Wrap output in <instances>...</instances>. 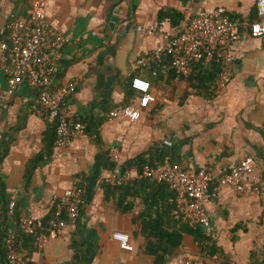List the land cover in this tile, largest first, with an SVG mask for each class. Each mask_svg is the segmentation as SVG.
<instances>
[{"label": "crops", "instance_id": "0c3cea01", "mask_svg": "<svg viewBox=\"0 0 264 264\" xmlns=\"http://www.w3.org/2000/svg\"><path fill=\"white\" fill-rule=\"evenodd\" d=\"M33 1L0 0V27L10 13L27 17ZM217 7H224L241 27L240 40L233 46V78L219 93L215 92V81L212 99L194 94L184 98L183 94L191 90L182 79L173 77L171 85L156 83L134 66L139 55L163 42L157 35H142L138 26L162 24L172 36L198 11ZM253 8V0H55L48 19L65 38V44L60 71L52 82H76L62 106L64 114L69 119L78 117L81 122L90 117L102 121L103 150L113 162L110 148L119 147L122 170L130 173L126 182L143 178L134 166L124 169V165L142 154L155 158L156 149L164 151V162L168 159L184 168L210 171L209 191L224 172L246 157L255 161L256 172L264 182V46L247 27ZM168 9L181 14L178 25L171 26L168 18L158 20L159 12ZM135 77L151 82L155 101L140 110L137 121L122 116L110 119L109 112L114 108H137L138 94L128 89ZM5 88L0 63V92ZM129 92L133 95L130 100ZM46 121L51 122L41 113L36 91L26 83L15 88L0 112V154L8 150L0 160V192L7 202L15 203L14 213H6L0 225V264H4L2 240L8 228L17 235L22 264H73L74 253L86 249L91 250L88 264H154V257L145 252L146 239L140 231L142 199L129 198L133 208L126 214L104 201L102 185L107 184L101 178L111 170L100 172L91 201H86L76 223L68 224L58 238L37 249L29 236L21 235L19 220L30 214L41 220L51 216L54 198L61 196L76 178L79 186L86 182L98 152L87 137L74 141L68 149H57L54 144L51 155L38 165L26 184V164L44 149ZM163 140H168L170 146L163 145ZM148 188L142 191L155 200L167 194ZM206 214L209 244L224 253L225 264H264V198L220 188L207 205ZM115 231L130 236L133 251L119 249L111 237ZM181 235V245L164 264H178L183 257H198L205 263L194 238L187 233Z\"/></svg>", "mask_w": 264, "mask_h": 264}, {"label": "built area", "instance_id": "2783aa9c", "mask_svg": "<svg viewBox=\"0 0 264 264\" xmlns=\"http://www.w3.org/2000/svg\"><path fill=\"white\" fill-rule=\"evenodd\" d=\"M54 1L34 0L27 17L10 13L7 22L0 27V63L6 77V88L0 92V112L6 108V99L14 93L15 88L21 83H26L36 91V101L41 113L56 125L55 148L68 149L74 141L86 139V135L80 119H69L62 110L65 99L75 90L76 82L62 85L52 82V78L60 71L65 44V38L48 19V11ZM253 1L257 20L249 23L247 27L253 37L262 40L264 46V0ZM240 27L241 23L231 18L224 7L198 11L183 22L180 32L172 36L163 30L162 24L147 28L138 26L137 30L142 35H157L163 42L139 55L134 66L152 77L166 74L171 69L174 79L179 81L191 74L194 65L201 61L215 60L219 64V73L214 88L215 92L219 93L233 78V46L240 40ZM164 57H167V62L163 60ZM130 89L138 94L137 108H114L109 112L110 119L122 116L137 121L140 118V110L147 109L149 104L155 101L150 85L144 79L133 78ZM162 143L170 146L168 140H163ZM110 156L115 167L101 180L104 184L119 186L129 180L130 173L122 170L117 145L110 148ZM139 177L167 185L174 194L181 222L188 226H200L205 229V233L209 231L206 207L216 197L220 188L227 187L237 194L247 193L264 198V182L260 180L255 161L251 157L243 158L224 172L211 191L210 171L202 168H184L168 159L155 166L145 165ZM79 182L76 178L61 196L54 198L53 217L46 225L31 214L19 220L20 232L32 238L35 248L42 249L48 241L58 238L68 224L76 223L81 209L86 204ZM14 207V201L7 202L6 213L12 215ZM1 215L0 201V225ZM111 237L117 242L120 250L133 251L127 233L115 231ZM2 248L4 264H22L17 235L13 229L6 230ZM178 264H203V261L198 257H183Z\"/></svg>", "mask_w": 264, "mask_h": 264}, {"label": "trees", "instance_id": "16d2710c", "mask_svg": "<svg viewBox=\"0 0 264 264\" xmlns=\"http://www.w3.org/2000/svg\"><path fill=\"white\" fill-rule=\"evenodd\" d=\"M168 18L171 26H176L182 19L181 14L175 12L172 9L159 12L158 20ZM257 20V14L255 8L252 10L251 21ZM167 62V57L163 59ZM219 73V64L215 61H201L194 65L192 72L186 78L182 80L186 83V87L191 92H185L184 98L190 94H194L204 99L210 100L213 97L211 87L216 81ZM150 76V74H149ZM174 73L170 69L164 75H158L156 77L150 76L156 83L164 81L166 84L171 85L173 81ZM150 87L151 82L148 81ZM131 90L130 88H128ZM133 95L131 92L127 93V98L130 100ZM46 131L43 134L44 149L34 155L26 164L23 179L26 184L29 183L31 175L38 167V165L45 161L52 152V148L56 141V125L53 121H46ZM85 128V135L93 144L97 153L94 156V164L92 173L85 178L86 182L80 184V188L83 191L85 200L91 201L93 196V187L99 178L102 170H112L115 163L111 161L107 150H103V142L100 136L101 120L90 117L84 119L81 122ZM6 149L0 154V160L7 154ZM155 158H151L150 155L142 154L137 156L134 160L129 161L124 165V169L134 166L138 173H141L142 168L145 165L155 166L164 162L165 153L161 149H156ZM148 189L152 192L157 190L166 191L167 194L163 199L155 200L153 195L144 193L142 190ZM104 201L113 204L114 208L122 214H126L132 211L133 202L128 199H135L137 197L142 199L144 209L138 214V220L140 225L141 234L146 239L145 252L148 255L154 257V264H164L167 258L174 255V251L181 245L182 233H187L194 238V241L200 247L201 255L205 258L206 262L203 264H225L227 257L224 253L215 245L210 242L206 233L200 226H188L181 222L180 215L176 209L174 194L169 190L168 186L161 183L149 182L146 179H136L132 182H126L120 186L102 185ZM0 201L2 203V215H6L7 199L0 192ZM53 217V213L47 219L42 220V223L46 225L48 221ZM23 237H28L21 233ZM30 237V236H29ZM31 238V237H30ZM28 240V239H27ZM32 242V238L30 239ZM91 250L75 252L73 255V264H88L87 260L90 256Z\"/></svg>", "mask_w": 264, "mask_h": 264}, {"label": "water", "instance_id": "95a60500", "mask_svg": "<svg viewBox=\"0 0 264 264\" xmlns=\"http://www.w3.org/2000/svg\"><path fill=\"white\" fill-rule=\"evenodd\" d=\"M204 231H205V229L204 228H202Z\"/></svg>", "mask_w": 264, "mask_h": 264}]
</instances>
